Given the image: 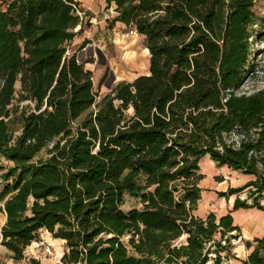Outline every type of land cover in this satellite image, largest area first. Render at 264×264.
Segmentation results:
<instances>
[{
    "label": "trees",
    "instance_id": "1",
    "mask_svg": "<svg viewBox=\"0 0 264 264\" xmlns=\"http://www.w3.org/2000/svg\"><path fill=\"white\" fill-rule=\"evenodd\" d=\"M106 1L114 22L145 36L150 66L99 101L92 69L68 48L84 24L79 1L0 8V162H12L0 174V241L17 260L47 229L65 240L63 264H264V234L244 240L245 258L234 251L233 211L264 209V88L241 92L256 0ZM19 81L33 106L14 135ZM206 156L250 176L218 191L235 195L219 215L196 214ZM127 193L142 205L124 209Z\"/></svg>",
    "mask_w": 264,
    "mask_h": 264
},
{
    "label": "rangeland",
    "instance_id": "2",
    "mask_svg": "<svg viewBox=\"0 0 264 264\" xmlns=\"http://www.w3.org/2000/svg\"><path fill=\"white\" fill-rule=\"evenodd\" d=\"M79 9L84 16L83 28L70 42L68 48L71 52H76L79 59L92 69L94 87L98 94L97 101L101 100L105 93L111 91L119 81H133L136 76L149 73L150 54L145 46L144 35L140 34L132 25L127 26L117 21L114 22L115 15L111 8L105 6L97 14H90L81 5H79ZM254 11L258 20L254 25L256 36L252 41V62L241 92H255L264 88V0H256ZM16 88L17 93L11 105L13 114L9 121L14 135L21 130L20 114L23 107L33 106L29 100L20 99V81ZM45 154L46 149L40 156ZM1 160L0 174L12 163L4 157ZM200 169L205 173V177L200 181L205 192L200 199V207L196 214L206 216L211 211L218 215L225 213L224 210L229 205L230 198L234 199L235 195L226 199L220 196L218 191H227L231 185L243 183L249 174L240 173L227 166H218L215 161L207 159V157L201 159ZM247 194L248 189L240 193L239 196L245 198ZM141 205L138 197L127 193L122 206L127 210ZM5 220L6 214L0 208V222L4 224ZM237 240L240 239L234 240V243ZM65 249L64 239L56 238L47 229H42L37 238L24 250L25 258L21 260L13 258V254L0 241V264H34L33 259L38 260L39 264H63L62 256Z\"/></svg>",
    "mask_w": 264,
    "mask_h": 264
},
{
    "label": "crops",
    "instance_id": "3",
    "mask_svg": "<svg viewBox=\"0 0 264 264\" xmlns=\"http://www.w3.org/2000/svg\"><path fill=\"white\" fill-rule=\"evenodd\" d=\"M80 2L81 6H84L90 12V14H97L101 9L107 5L106 0H76ZM113 10L114 17H116L117 11L114 9V6L110 7ZM121 24H124L121 21H117ZM125 25V24H124ZM209 159V156H206ZM250 178L246 176L243 183L234 184L236 186L243 185L244 182ZM205 189L203 190L202 195H204ZM232 197L229 200V205L225 208L224 212L232 207L234 204ZM200 207V206H199ZM222 214V213H221ZM235 222L238 223L242 230V239L235 241L234 251L237 256L240 258H245L250 249L245 245L244 240H253L255 236H263L264 234V209H259L256 207L239 208L233 211Z\"/></svg>",
    "mask_w": 264,
    "mask_h": 264
},
{
    "label": "built area",
    "instance_id": "4",
    "mask_svg": "<svg viewBox=\"0 0 264 264\" xmlns=\"http://www.w3.org/2000/svg\"><path fill=\"white\" fill-rule=\"evenodd\" d=\"M11 1H12V0H0V8H1L2 10H6V8L9 6V4H10ZM74 6L76 7V11H77V13L80 15V17H82V18L84 19V16H82V12H81V10L79 9V5H75V4H74Z\"/></svg>",
    "mask_w": 264,
    "mask_h": 264
},
{
    "label": "water",
    "instance_id": "5",
    "mask_svg": "<svg viewBox=\"0 0 264 264\" xmlns=\"http://www.w3.org/2000/svg\"><path fill=\"white\" fill-rule=\"evenodd\" d=\"M5 224V223H4Z\"/></svg>",
    "mask_w": 264,
    "mask_h": 264
}]
</instances>
